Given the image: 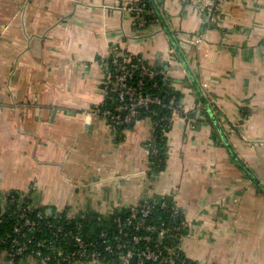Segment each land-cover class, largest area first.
<instances>
[{
	"label": "crops",
	"instance_id": "crops-1",
	"mask_svg": "<svg viewBox=\"0 0 264 264\" xmlns=\"http://www.w3.org/2000/svg\"><path fill=\"white\" fill-rule=\"evenodd\" d=\"M138 1L0 0V203L16 191L74 218L166 199L187 221L189 260L264 264V0H225L219 24L208 0H153L142 25ZM115 45L163 67L185 108L158 172L151 117L118 129L96 111ZM0 264L39 263L0 252Z\"/></svg>",
	"mask_w": 264,
	"mask_h": 264
},
{
	"label": "built area",
	"instance_id": "built-area-1",
	"mask_svg": "<svg viewBox=\"0 0 264 264\" xmlns=\"http://www.w3.org/2000/svg\"><path fill=\"white\" fill-rule=\"evenodd\" d=\"M224 1L208 0L204 7L206 24H219L218 21L223 13L220 4ZM128 9L134 13L135 23L145 24L146 17L141 4L129 5ZM152 12V10L148 11V13ZM201 40L202 36H197L193 41ZM102 63L105 65L103 92L105 103L108 106L106 108L97 107L96 111L102 112L112 126L129 124L141 109H149L155 104H164L162 98L144 86L145 78L153 75H160L163 80H167V71L163 68H153L140 57L120 52L116 45L111 47L109 59ZM167 106L172 115L186 112L175 95L169 98ZM19 197L22 200L26 199L23 194H19ZM25 202L19 208L20 211L10 231L0 232V252L8 258L14 259L22 256L30 249L31 255L37 257L35 259L39 264H48L51 258H56L55 264H75L87 260H101L103 256L115 253L118 255V264H133V257L136 258L135 264H144L146 261L154 264H194L185 263V254H182L180 248V240L186 231L187 221L181 215V210L166 199H159L155 203H159L160 207L168 210L173 224L165 222L156 224L150 221L149 218L153 215L154 209L149 200L145 198L133 206L129 214L116 218V230L111 236L106 232H101L98 241L94 238L83 237L79 230L74 231L72 228H67V224H72L73 218L67 214L58 216L56 220H44L43 226L50 234L56 237L63 232L74 245V248L68 251L57 249L53 255L49 254L50 252L42 254L39 250L34 251L30 248L28 242L32 241L33 233L42 229L37 219L43 218V214L41 210H38L33 216L30 215L33 206L28 201ZM3 212V209L0 210V223L3 220ZM54 240L45 237L38 239L36 243L47 245ZM110 263L115 262L111 260Z\"/></svg>",
	"mask_w": 264,
	"mask_h": 264
},
{
	"label": "trees",
	"instance_id": "trees-1",
	"mask_svg": "<svg viewBox=\"0 0 264 264\" xmlns=\"http://www.w3.org/2000/svg\"><path fill=\"white\" fill-rule=\"evenodd\" d=\"M141 4L144 9V14L146 17V23L150 21H154L157 19L156 12H154V7L152 5L151 0H140L137 2ZM149 10H152V13H148ZM150 65V64H149ZM151 66V65H150ZM153 68H163L161 66H151ZM164 69V68H163ZM145 88H148L152 93L158 95L162 98V102L164 104H155L151 106L149 109H141L140 112L136 115L135 118L149 116L153 121V135L150 140L149 147V170L151 172L160 171L165 164L166 159V146H165V132L170 126V120L172 114L170 113V109L167 106L169 98L174 95L170 90H168L167 80H163L160 75H153L151 77L145 78ZM177 96H175L176 98ZM177 99V98H176ZM125 125L116 126L118 129L124 127ZM149 202L153 206V215L149 218L150 221H153L156 224H160L161 222H165L167 224H173V219L169 215L168 210L166 208H162L159 206V203H155L159 201V199H148ZM27 199L22 200L19 197V193L16 191H11L6 197L5 203H0V210L3 209V220L0 223V232H8L11 229V225L16 220V215L19 208H21L22 204L26 203ZM132 207H124L119 210L113 211L109 215H101L95 211L87 212L79 217L72 218V224H67V228H72L74 231L79 230L83 237H90L94 239H99V235L101 232L108 233L111 236L116 230V218L119 216H126L130 213ZM38 210L42 211L43 218L37 219V223L39 226H42L40 231H36L33 233L34 237L32 241L28 242L31 249L34 251L39 250L42 254L49 253L53 255L54 251L57 249H63L64 251L71 250L74 248V245L69 241L68 236L63 232L58 236L54 237L49 231L43 226V223L46 220H56L58 216H63L64 213L58 214H50L47 213L45 208L33 207L30 211V215H34ZM56 218V219H55ZM45 220V221H44ZM177 224V222H175ZM183 231H185L183 229ZM182 231V232H183ZM49 237L50 239H55L54 242L48 243L47 245H37L36 241L41 238ZM139 244H137L138 246ZM184 255V253H182ZM32 256L33 258H37L35 255H31V250H27L24 255L18 256L14 259H18L20 257ZM185 263L193 261L189 260L188 257L184 255ZM101 260L111 261L114 260V264H118V255L115 253L113 255H105ZM56 258H51L48 264H55ZM144 264H154L149 261L144 262ZM196 264V263H194Z\"/></svg>",
	"mask_w": 264,
	"mask_h": 264
},
{
	"label": "water",
	"instance_id": "water-1",
	"mask_svg": "<svg viewBox=\"0 0 264 264\" xmlns=\"http://www.w3.org/2000/svg\"><path fill=\"white\" fill-rule=\"evenodd\" d=\"M151 2H152V5L154 6V9H155V11H157L158 12V9H157V7H156V5H155V3H154V1L153 0H151ZM158 14V13H157ZM151 108V107H150ZM135 261H136V258L135 257H133L132 258V263L133 264H135Z\"/></svg>",
	"mask_w": 264,
	"mask_h": 264
}]
</instances>
